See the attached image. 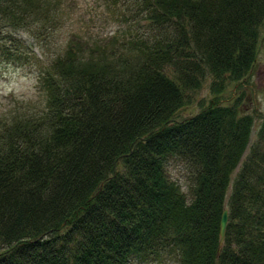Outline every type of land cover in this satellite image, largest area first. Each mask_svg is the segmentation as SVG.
I'll list each match as a JSON object with an SVG mask.
<instances>
[{
    "label": "trees",
    "instance_id": "obj_1",
    "mask_svg": "<svg viewBox=\"0 0 264 264\" xmlns=\"http://www.w3.org/2000/svg\"><path fill=\"white\" fill-rule=\"evenodd\" d=\"M63 2L0 0V66H35L40 90L0 117V264H264V115L250 145L240 108L264 0H124L146 27L91 45L55 40ZM207 76L210 103L174 119Z\"/></svg>",
    "mask_w": 264,
    "mask_h": 264
},
{
    "label": "rangeland",
    "instance_id": "obj_2",
    "mask_svg": "<svg viewBox=\"0 0 264 264\" xmlns=\"http://www.w3.org/2000/svg\"><path fill=\"white\" fill-rule=\"evenodd\" d=\"M63 1L64 10H66V15L64 14L65 21L61 23L62 26L57 32L56 37L54 35L55 40L60 45H63L74 36L84 38L89 41L90 45L93 42L104 44L107 40L117 35L123 40L128 38L129 33L135 29L136 22L130 25L128 22L134 13L131 12V7L128 3L124 4V0ZM139 23L146 27L145 20H141ZM139 23L136 24V27ZM141 30L143 29L141 28ZM20 35L22 39H25L33 46L38 56L45 57L27 29H23ZM53 41L54 38L51 43ZM165 72L171 78L177 80L176 71L172 66H166ZM212 81L213 78L207 76L200 89H186L185 93L189 96L190 102L176 112L174 119L180 120L190 117L207 106L213 97L211 89ZM243 82L245 83L246 95L240 101L241 112L251 113L255 118L251 145L257 139L256 133L264 115V24L259 29V49L255 66L252 73ZM238 86V83H229L220 95L221 102L229 104L237 96L239 92L237 91ZM39 99L40 90L35 66L18 67L11 65L5 67V64L0 66V117L8 118L12 115L24 114L28 106L34 110L39 105ZM18 105L25 106L21 107ZM168 169L170 177L178 181L189 199L191 197L189 193L190 175L186 166L183 163L175 161L170 164ZM230 191L231 189L227 193V199ZM147 264L178 263L175 260H171Z\"/></svg>",
    "mask_w": 264,
    "mask_h": 264
},
{
    "label": "water",
    "instance_id": "obj_3",
    "mask_svg": "<svg viewBox=\"0 0 264 264\" xmlns=\"http://www.w3.org/2000/svg\"><path fill=\"white\" fill-rule=\"evenodd\" d=\"M227 223H228V210L224 209L220 220V240H219L220 247L222 246L224 241Z\"/></svg>",
    "mask_w": 264,
    "mask_h": 264
}]
</instances>
